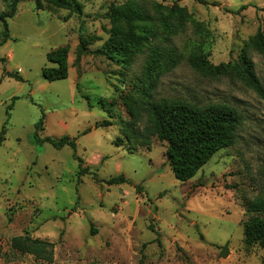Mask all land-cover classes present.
<instances>
[{"label":"rangeland","instance_id":"1","mask_svg":"<svg viewBox=\"0 0 264 264\" xmlns=\"http://www.w3.org/2000/svg\"><path fill=\"white\" fill-rule=\"evenodd\" d=\"M76 1L80 15L36 11L21 0L8 18L10 0H0V264H263L264 249L245 245L243 224L251 216L246 206L264 198V98L235 77H214L189 61L200 57L215 66L246 54L264 89V57L251 45L264 33V0H181L182 27L159 29L128 65L101 51L110 37L109 8L126 0ZM59 47L67 77L45 81L42 69L54 66L46 54ZM160 51L176 56L168 71H161L165 61L152 70L149 60L159 61ZM160 99L233 108L241 119L235 143L178 181L166 143L137 137L149 121L148 102ZM42 115L38 138L74 139L89 173L79 178L71 147L33 140ZM119 175L128 183L107 184ZM17 236L51 243L52 262L13 250Z\"/></svg>","mask_w":264,"mask_h":264},{"label":"trees","instance_id":"2","mask_svg":"<svg viewBox=\"0 0 264 264\" xmlns=\"http://www.w3.org/2000/svg\"><path fill=\"white\" fill-rule=\"evenodd\" d=\"M21 0H10V12L8 18L13 17L16 6ZM36 11L45 7L56 10H65L71 14L80 15L82 6L76 0H31ZM181 0H175L172 6H162L148 0H126L123 4L111 5L107 13L110 23V37L101 48L102 53L109 57H123L121 63L127 65L134 54L141 52L149 44L151 38L157 34L170 31L174 33L184 24L186 13L177 4ZM199 3H207L204 0H196ZM215 5V4H214ZM5 35L7 25L1 17ZM175 21L176 23H172ZM174 29V31H172ZM83 36L79 37V49L83 51ZM5 41V40H4ZM4 41L0 43L3 45ZM252 48L264 57V33L257 32L251 40ZM80 52L77 54L79 58ZM160 51L159 61L152 58L149 62L154 70L157 62L165 61L161 71H168L176 61L174 53ZM48 62L53 67H44L42 77L45 81L65 79L67 77L66 50L59 47L46 54ZM4 58H0V63ZM192 68L197 71L209 72L214 77L230 76L237 78L245 87L251 89L259 97L264 98V89L254 72V65L246 54H241L237 62L221 63L211 66L202 58L197 57L189 61ZM158 67V66H157ZM8 77L22 80L19 75L4 72ZM154 78L153 72L150 73ZM17 98L14 97L13 100ZM10 108V107H9ZM147 114L148 124L137 137L143 138L149 143L150 138L156 137L159 141L166 143L164 153L167 164L175 179L181 182L188 181L197 171L206 164L218 150L232 146L236 141L237 128L241 122L237 112L224 104L196 105L181 100L160 99L148 102ZM43 115L35 123L33 140L36 143H49L54 148L64 146L71 147L73 158L78 161L79 178L89 173L82 168V160L75 153V142L67 136L58 139H39L37 132L42 131ZM86 133L88 130L85 131ZM4 129L0 131V146L5 140ZM116 147H121V140L113 141ZM128 183L127 179L119 175L107 180L108 185ZM246 211L251 216L243 224L244 243L247 246L257 244L264 249V198H258L246 206ZM52 244L29 236H17L11 239V248L20 254L32 255L35 259L51 263L53 260ZM221 255H227L226 246H222ZM264 264V263H263Z\"/></svg>","mask_w":264,"mask_h":264}]
</instances>
